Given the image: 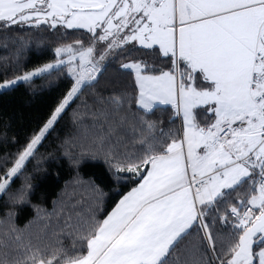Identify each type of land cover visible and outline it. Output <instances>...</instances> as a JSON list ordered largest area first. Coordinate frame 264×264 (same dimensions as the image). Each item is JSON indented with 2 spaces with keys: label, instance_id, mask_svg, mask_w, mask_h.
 Returning <instances> with one entry per match:
<instances>
[{
  "label": "snow or ice",
  "instance_id": "6c2138e0",
  "mask_svg": "<svg viewBox=\"0 0 264 264\" xmlns=\"http://www.w3.org/2000/svg\"><path fill=\"white\" fill-rule=\"evenodd\" d=\"M26 28L83 39L62 33L53 59L0 69V91L66 85L0 156V264H264V0H0V35ZM15 41L18 63L29 40ZM85 89L77 134L47 160H67L90 205L34 204L19 225L28 163ZM85 161L99 177L83 178Z\"/></svg>",
  "mask_w": 264,
  "mask_h": 264
},
{
  "label": "trees",
  "instance_id": "16d2710c",
  "mask_svg": "<svg viewBox=\"0 0 264 264\" xmlns=\"http://www.w3.org/2000/svg\"><path fill=\"white\" fill-rule=\"evenodd\" d=\"M62 33L63 42L83 39L82 31L77 32L71 29L67 30L66 33H64V30L61 33H51L47 30L37 32L34 29L26 28L23 31L18 29L13 30L9 34L8 39L0 35V69L7 64L9 76L12 73L20 75L22 74L21 70H26L45 60L53 59L54 48ZM17 35L25 36L29 40L25 50L19 54L18 63L16 55L18 44L15 41ZM38 41L42 43H38ZM117 63L118 61L116 60L109 62L107 73L101 79V84L96 86L97 91L100 87L105 86L107 82L117 77L115 72ZM2 78L0 76V79ZM34 83L37 86L35 89L21 82L12 91H0V156L16 151L18 145L13 142V137H15V140L23 143L24 137L31 134L33 128L36 127L48 108L54 103L59 92L66 86L64 83H61L59 88L45 86L41 89L39 86L44 83L42 80L37 79ZM93 95L92 89H85L81 99L72 104V107L67 110V114L60 120L56 126V132L44 142V146L40 147L37 156L28 163L27 172L33 175L35 187L29 196L31 204L22 203L15 208L17 224L24 225L36 215L32 205L41 204L51 209L52 201L57 198H60L66 205H69L66 211L72 210L77 213H86L90 205V194L86 187L71 183L75 173L69 167L66 159H61L56 163L47 160V156L54 150L57 152V155H60L63 152V148L61 147L62 140L66 136H75L77 134L78 128L73 124L72 112L74 110L83 112L84 102L91 105L93 103ZM168 114L169 111H165L162 115L158 113L157 116L152 118L166 120ZM101 168L102 166L98 162L85 161L81 165L80 171L86 180L89 176L93 175L99 177ZM21 182L22 178L18 179L14 187L19 186ZM97 182H100L99 179ZM108 195L112 197L111 193ZM114 198L112 197V199ZM108 203H111V200ZM72 205H75V207L72 208ZM0 209H2V205H0ZM53 220L55 221V218ZM34 227L38 228L40 225L36 224ZM53 227H55V223ZM193 243H195L194 240Z\"/></svg>",
  "mask_w": 264,
  "mask_h": 264
}]
</instances>
